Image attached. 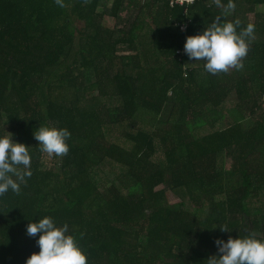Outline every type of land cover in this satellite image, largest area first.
I'll list each match as a JSON object with an SVG mask.
<instances>
[{"label": "trees", "instance_id": "obj_1", "mask_svg": "<svg viewBox=\"0 0 264 264\" xmlns=\"http://www.w3.org/2000/svg\"><path fill=\"white\" fill-rule=\"evenodd\" d=\"M63 2L0 0V134L32 158L0 196V264L39 251L26 229L44 216L87 264H207L217 239L264 238V0L223 17L255 32L215 75L184 50L214 0ZM41 125L71 132L66 155L41 151Z\"/></svg>", "mask_w": 264, "mask_h": 264}, {"label": "clouds", "instance_id": "obj_2", "mask_svg": "<svg viewBox=\"0 0 264 264\" xmlns=\"http://www.w3.org/2000/svg\"><path fill=\"white\" fill-rule=\"evenodd\" d=\"M55 3L64 7L63 0H55ZM214 3L222 9V16L216 17L201 33L188 36L184 45L189 58L205 61V70L213 75L233 67L237 70L243 68L242 58L247 55L255 32L252 23L237 31L241 24L239 19L222 22L224 16L235 10V0H228L226 5L221 0H214ZM34 137L41 151L50 156L66 155L69 151L67 141L71 132L66 127L41 125L34 132ZM31 160L28 145L14 141L12 134H0V196L9 190L19 194L26 178L32 176ZM221 230L229 229L225 226ZM26 231L31 237L40 233L36 241L39 251L33 252L26 264H87V254L77 237L69 232L68 223L60 225L52 217L44 216L29 223ZM216 245L219 254L208 258L207 264H264V238L257 237L255 233L229 237L227 241L217 239Z\"/></svg>", "mask_w": 264, "mask_h": 264}, {"label": "rangeland", "instance_id": "obj_3", "mask_svg": "<svg viewBox=\"0 0 264 264\" xmlns=\"http://www.w3.org/2000/svg\"><path fill=\"white\" fill-rule=\"evenodd\" d=\"M122 16L123 17L127 16V13H124ZM251 17L254 18V16H251ZM119 23H120V21L119 20H116L114 18H110V20L108 21V25L112 29L115 28L117 26V24H119ZM171 200H175V199L171 197Z\"/></svg>", "mask_w": 264, "mask_h": 264}, {"label": "built area", "instance_id": "obj_4", "mask_svg": "<svg viewBox=\"0 0 264 264\" xmlns=\"http://www.w3.org/2000/svg\"><path fill=\"white\" fill-rule=\"evenodd\" d=\"M182 3H184L185 2V0H180Z\"/></svg>", "mask_w": 264, "mask_h": 264}]
</instances>
